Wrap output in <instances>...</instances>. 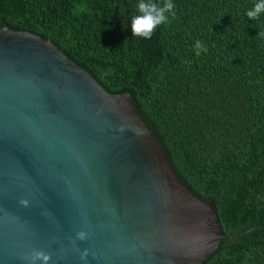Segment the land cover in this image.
<instances>
[{
	"label": "water",
	"instance_id": "1",
	"mask_svg": "<svg viewBox=\"0 0 264 264\" xmlns=\"http://www.w3.org/2000/svg\"><path fill=\"white\" fill-rule=\"evenodd\" d=\"M223 237L212 202L179 180L127 92L1 22L0 264H29L32 249L49 264H201Z\"/></svg>",
	"mask_w": 264,
	"mask_h": 264
},
{
	"label": "trees",
	"instance_id": "2",
	"mask_svg": "<svg viewBox=\"0 0 264 264\" xmlns=\"http://www.w3.org/2000/svg\"><path fill=\"white\" fill-rule=\"evenodd\" d=\"M138 2L0 0V24L130 95L179 180L212 202L224 237L201 264H264V13L247 17L257 0H172L145 39L131 31Z\"/></svg>",
	"mask_w": 264,
	"mask_h": 264
},
{
	"label": "clouds",
	"instance_id": "3",
	"mask_svg": "<svg viewBox=\"0 0 264 264\" xmlns=\"http://www.w3.org/2000/svg\"><path fill=\"white\" fill-rule=\"evenodd\" d=\"M174 8L175 5L172 3V0H164L162 5L153 2V0H139L136 6L138 14L131 18L132 36L150 39L154 30L158 26L170 22L168 14L171 13L174 16ZM262 13H264V0H257L254 6L246 12V15L249 19H256ZM258 35L264 36V31L259 32ZM195 48L197 50V55H199L200 50H207L206 48H203L200 41L196 42ZM123 130L124 129L121 128V131ZM134 131L138 135L143 134L141 129H134ZM20 204L27 207L29 205V201L22 199ZM43 214L47 215L48 213L45 212ZM75 239L85 241L88 239V233L83 230L78 231L76 233ZM72 245L74 250L80 252V259L86 260L89 254L88 250L84 249L83 251H80V249L75 244V240L72 241ZM21 258L25 261H28L29 264H37V261H40L41 264H49V261L51 260V256L40 249H32L29 253L24 254Z\"/></svg>",
	"mask_w": 264,
	"mask_h": 264
}]
</instances>
